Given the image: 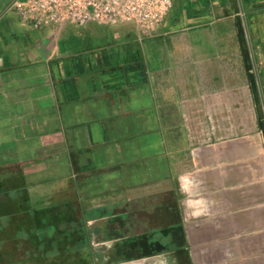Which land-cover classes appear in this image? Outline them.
<instances>
[{
	"label": "crops",
	"instance_id": "obj_1",
	"mask_svg": "<svg viewBox=\"0 0 264 264\" xmlns=\"http://www.w3.org/2000/svg\"><path fill=\"white\" fill-rule=\"evenodd\" d=\"M15 1L0 0V264H264V132L198 144L185 125L241 88L259 112L264 0H173L162 56L126 35L72 49L78 31L33 30ZM70 232L89 248L49 251Z\"/></svg>",
	"mask_w": 264,
	"mask_h": 264
},
{
	"label": "rangeland",
	"instance_id": "obj_2",
	"mask_svg": "<svg viewBox=\"0 0 264 264\" xmlns=\"http://www.w3.org/2000/svg\"><path fill=\"white\" fill-rule=\"evenodd\" d=\"M165 23L161 25L160 28L165 26ZM66 27L78 31L76 33H68V31L63 33V45L67 44L68 46H71L72 49H89V47L97 46L99 43V39L95 36L97 34L99 37H102L103 35H126L141 40L142 42L146 39L152 40L147 43L148 46L151 47V51L157 54L161 53L162 56V54L169 51L170 40L172 39L171 36H159L157 39L153 40L152 38L159 35L158 30L153 36L144 38L140 36L136 30L129 27L110 29L108 27L95 25H90L85 28H75L72 26ZM86 29H94L95 32L87 31ZM81 30H83V32ZM162 30L163 28L159 30L161 34L164 31ZM160 62L165 64L166 61L164 60V57L161 58ZM164 64H162V66ZM205 87L208 89L219 88L221 87V83L212 80V82ZM211 98L212 103H214L210 108L211 112L208 111V107L203 108L196 104V106L193 107V111L190 113L192 119L189 121V125L187 126V123H185L187 129L196 137V143L199 144L204 141L207 142L213 140L215 138L214 136H218L222 138V140H229L232 138L254 135L256 132L262 131L260 124V120H262L264 125V98L262 92H259L258 94L259 112H257V107L254 105L251 94L246 88H241L238 91L232 92L224 91L220 94H214ZM209 133V138H202H206ZM66 257L70 258L69 256Z\"/></svg>",
	"mask_w": 264,
	"mask_h": 264
},
{
	"label": "built area",
	"instance_id": "obj_3",
	"mask_svg": "<svg viewBox=\"0 0 264 264\" xmlns=\"http://www.w3.org/2000/svg\"><path fill=\"white\" fill-rule=\"evenodd\" d=\"M11 8L18 20L33 30L133 27L148 38L167 21L173 0H16Z\"/></svg>",
	"mask_w": 264,
	"mask_h": 264
},
{
	"label": "trees",
	"instance_id": "obj_4",
	"mask_svg": "<svg viewBox=\"0 0 264 264\" xmlns=\"http://www.w3.org/2000/svg\"><path fill=\"white\" fill-rule=\"evenodd\" d=\"M246 68H247V71L249 72L250 71V66L246 65ZM248 75L250 76V74H248ZM260 124H261V129L264 132V125L262 123V120H260ZM85 221H86L85 218H81L79 220H76L77 224L81 223L82 228H84L83 226H84ZM70 223L74 224L75 222L74 221L73 222H69V224ZM59 240H60L62 245L59 246L58 244H56L55 246H52V248L49 250L50 252L52 251V252L64 253L66 251H72L73 248L75 247L76 243L81 245V246H83V247H85V248H89V235L86 234L85 232H83L82 234H77V233H74V232L62 233V234L59 235ZM57 241H56V243H57ZM56 246H58V247H56ZM63 246L67 247L66 250L59 249V248H61Z\"/></svg>",
	"mask_w": 264,
	"mask_h": 264
}]
</instances>
